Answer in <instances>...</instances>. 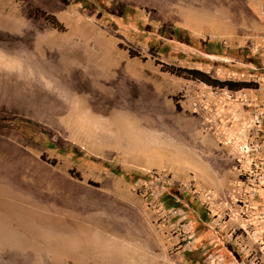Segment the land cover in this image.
<instances>
[{"label":"rangeland","instance_id":"374dc122","mask_svg":"<svg viewBox=\"0 0 264 264\" xmlns=\"http://www.w3.org/2000/svg\"><path fill=\"white\" fill-rule=\"evenodd\" d=\"M257 114L264 0H0V264H121L99 235L130 195L176 238L167 264L202 263L209 207L224 200L206 176L229 170L232 202L240 146L264 137ZM173 207L184 219H167Z\"/></svg>","mask_w":264,"mask_h":264},{"label":"built area","instance_id":"2783aa9c","mask_svg":"<svg viewBox=\"0 0 264 264\" xmlns=\"http://www.w3.org/2000/svg\"><path fill=\"white\" fill-rule=\"evenodd\" d=\"M255 123L263 122L257 114ZM239 190L232 202L209 207L206 224L210 241L202 247V263L191 264H264V137L259 133L244 141L239 149ZM156 177L166 187L168 180ZM169 182V181H168ZM167 182V183H168ZM187 190L197 194L192 182ZM167 219H184L179 207H173ZM181 239L189 249H195L197 232L181 229Z\"/></svg>","mask_w":264,"mask_h":264},{"label":"crops","instance_id":"0c3cea01","mask_svg":"<svg viewBox=\"0 0 264 264\" xmlns=\"http://www.w3.org/2000/svg\"><path fill=\"white\" fill-rule=\"evenodd\" d=\"M229 176V170L224 169L222 172L208 171L206 176L207 184L215 186L220 196H223L222 202L230 199L227 197L231 186ZM123 191L126 192V188ZM114 205L125 218L115 217V233L99 235L105 246L102 251H108L107 246L114 244L118 248V257L123 261L121 264H167L177 257L171 254L177 243L176 238L169 231L155 226L153 212L142 199L130 195L117 198Z\"/></svg>","mask_w":264,"mask_h":264},{"label":"trees","instance_id":"16d2710c","mask_svg":"<svg viewBox=\"0 0 264 264\" xmlns=\"http://www.w3.org/2000/svg\"><path fill=\"white\" fill-rule=\"evenodd\" d=\"M39 16L45 17L49 22H51L54 26L60 27L59 21L56 16L53 14H47L46 12H41L38 14ZM167 70L173 74L180 75L186 78L197 79L200 82H204L213 87L219 88H228L229 90H240L242 88H253L254 84L247 81L234 82L230 80H219L212 78L206 72H203L199 69H187V68H174L173 66H167ZM179 107V106H178ZM43 159H45L43 157ZM92 183V182H90Z\"/></svg>","mask_w":264,"mask_h":264},{"label":"bare ground","instance_id":"6f19581e","mask_svg":"<svg viewBox=\"0 0 264 264\" xmlns=\"http://www.w3.org/2000/svg\"><path fill=\"white\" fill-rule=\"evenodd\" d=\"M66 82H67V83L69 84V86H71L73 89L75 88V87H74V82H73V81L70 82V80H69V81H66ZM99 83H100V82H99ZM93 84H95V83H93ZM101 85H102V84H101ZM101 85H100V86H101ZM100 86H99V87H100ZM107 86H108V85H107ZM109 87H110V86H109ZM102 89H103V88H102ZM71 90H72V89H71ZM104 91H105V90H104ZM106 91H107V90H106ZM108 91H109V90H108ZM31 247H32V246H31Z\"/></svg>","mask_w":264,"mask_h":264}]
</instances>
